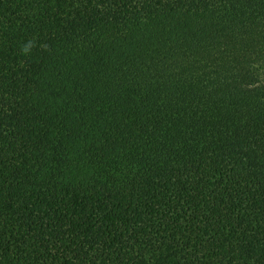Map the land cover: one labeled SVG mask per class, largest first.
<instances>
[{"label":"trees","instance_id":"1","mask_svg":"<svg viewBox=\"0 0 264 264\" xmlns=\"http://www.w3.org/2000/svg\"><path fill=\"white\" fill-rule=\"evenodd\" d=\"M0 264H264V0H0Z\"/></svg>","mask_w":264,"mask_h":264},{"label":"clouds","instance_id":"2","mask_svg":"<svg viewBox=\"0 0 264 264\" xmlns=\"http://www.w3.org/2000/svg\"><path fill=\"white\" fill-rule=\"evenodd\" d=\"M34 46V42L33 41H28L24 46H23V49L22 51L27 54L31 48Z\"/></svg>","mask_w":264,"mask_h":264}]
</instances>
